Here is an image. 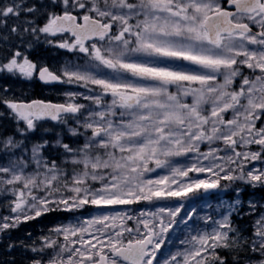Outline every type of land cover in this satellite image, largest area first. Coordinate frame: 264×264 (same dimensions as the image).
Listing matches in <instances>:
<instances>
[{"label":"snow or ice","instance_id":"1","mask_svg":"<svg viewBox=\"0 0 264 264\" xmlns=\"http://www.w3.org/2000/svg\"><path fill=\"white\" fill-rule=\"evenodd\" d=\"M39 43L80 55L53 69L27 54ZM3 73L82 89L0 90V232L96 209L24 245L29 264H264V203L237 187L192 206L264 188V0H0ZM48 120L74 142L30 140Z\"/></svg>","mask_w":264,"mask_h":264},{"label":"rangeland","instance_id":"2","mask_svg":"<svg viewBox=\"0 0 264 264\" xmlns=\"http://www.w3.org/2000/svg\"><path fill=\"white\" fill-rule=\"evenodd\" d=\"M10 23H11V21H10ZM69 38L70 37L68 35L56 37L57 40H63V39H69ZM42 44H44V43H41V45ZM46 47L52 49L48 52V56L44 52H41L39 54L37 52V50H35L34 47L32 49H30L27 54L29 55L30 59H32L33 61H35L41 65L47 64L48 66L52 67L53 69L59 68V66L65 60L75 59L77 55H80L78 53H71L65 49H59V48H56V47H53L50 45H46ZM80 62H83V61H80ZM11 80H10V82H6V81L0 82V90H2L5 86H7L10 89V91L7 93L8 97H15L16 99L17 98H23V96L17 92V90L20 89V86H16L13 82H11ZM19 81H21V79H19ZM23 81H28V80H23ZM31 81L32 80L28 81L29 87H32ZM65 91H82V89H78L75 85H61V84H59L58 86L53 87L51 89L42 90V93L45 95H51L53 98L58 99L61 102H63L64 98L61 94ZM3 109H4V107H3ZM0 110L2 111V109H0ZM9 122H11V121L9 120ZM62 127H63V125H59L57 123L49 124V123L42 122L39 125V127L37 128V130L29 136V139L33 140V141L49 140L50 142H54L57 139L58 130L61 129ZM45 129H47V131H45ZM65 130H66V128H65ZM62 137H63V142H65V143H73L74 142L73 138L68 134L67 130L64 133V135H62ZM249 147L252 151L257 150L256 146H249ZM48 152H50L53 155V157L55 158L56 150L54 148H52L51 145L48 148ZM252 165L255 167H261L262 166L260 162H255V161L252 162ZM157 174H165V173L158 169L156 174L149 173L147 175H148V178H156ZM246 186L247 185H244L240 182H237L232 187H230V188H228L222 192H217L216 190H213L206 197H200L196 202H193L192 206L197 207L198 210L200 211V213L202 214L206 210L203 207V201L204 200H207V202L211 205H215V204L219 203V201L221 199L227 200V201H232L235 198H237V194L235 192V188H237V187H239L241 189V192L239 194V198L244 202L245 210H247L246 209L247 201L250 199L255 200V201H259L260 203H264V194H260L258 192L256 194L255 193H248L247 190L245 189ZM248 188L254 189L250 186H248ZM4 203H5V201H4L3 197L0 196V209H2V205ZM111 207L117 211H124L125 210V206H111ZM127 207L131 209V212L129 214H133V215L139 213L142 209L143 210H151L148 208L146 202H141L137 205L127 206ZM59 212H60L59 216H61L60 218L54 217L53 212H49V213L43 214L42 216H40L36 219L20 223V226H23V225L30 222L28 224V226L23 229V231H25V234H31V240H30L29 244H27V245H31L32 241L38 239L40 236H42L44 234H47L49 232V230L51 228H53L54 226L65 225V224L70 223L74 219V217H80L81 219L90 218L93 214L96 213V209L92 206H89L86 209L78 210L77 212H74V213L64 212V211H59ZM63 214H65V215H63ZM0 215H8V210L5 209L4 212L0 211ZM246 218L248 220V223H245L243 225V227H248V225L250 223L249 218L248 217H246ZM42 219H44V220H42ZM37 221H39L41 223H39V225L34 226V223ZM133 224H134V222H129V226H132ZM15 228H18V227H15ZM13 230H15V229L13 228ZM11 234H18V233L13 232ZM180 238H183L182 234H180ZM27 252H28L29 258H31L33 253H31V251L29 249H27Z\"/></svg>","mask_w":264,"mask_h":264},{"label":"flooded vegetation","instance_id":"3","mask_svg":"<svg viewBox=\"0 0 264 264\" xmlns=\"http://www.w3.org/2000/svg\"><path fill=\"white\" fill-rule=\"evenodd\" d=\"M0 211L4 212L5 209L2 208ZM57 213L60 212H53L54 217ZM29 223L23 226L19 224L18 228H14L15 230L10 229L6 232H0V264H29L30 258L24 245L29 244L31 239L28 238L29 234H25V231H23ZM39 223L41 222H35L34 226L39 225ZM13 232L18 234H11ZM9 244L15 245V247L9 248Z\"/></svg>","mask_w":264,"mask_h":264},{"label":"trees","instance_id":"4","mask_svg":"<svg viewBox=\"0 0 264 264\" xmlns=\"http://www.w3.org/2000/svg\"><path fill=\"white\" fill-rule=\"evenodd\" d=\"M35 96H38V93H32L30 95V97H35ZM14 125L12 124V122H9L8 119H3V120H0V129H7L9 132L12 131ZM65 128H61V130L59 131V133H61L62 135H64L65 133ZM247 190L248 193H260V194H264V188H254V189H250L248 188V186H246L245 188ZM234 219L236 220V223L239 224L241 227H243V225L245 223H248V220L247 218L245 217L244 219H238V218H235Z\"/></svg>","mask_w":264,"mask_h":264}]
</instances>
